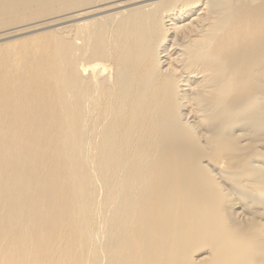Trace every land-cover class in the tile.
<instances>
[{
  "label": "bare ground",
  "instance_id": "bare-ground-1",
  "mask_svg": "<svg viewBox=\"0 0 264 264\" xmlns=\"http://www.w3.org/2000/svg\"><path fill=\"white\" fill-rule=\"evenodd\" d=\"M0 264H264V0H0Z\"/></svg>",
  "mask_w": 264,
  "mask_h": 264
}]
</instances>
